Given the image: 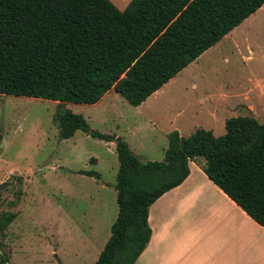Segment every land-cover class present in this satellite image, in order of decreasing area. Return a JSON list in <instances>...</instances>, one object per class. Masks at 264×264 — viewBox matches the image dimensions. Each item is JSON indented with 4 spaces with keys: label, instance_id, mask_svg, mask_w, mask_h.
<instances>
[{
    "label": "trees",
    "instance_id": "1",
    "mask_svg": "<svg viewBox=\"0 0 264 264\" xmlns=\"http://www.w3.org/2000/svg\"><path fill=\"white\" fill-rule=\"evenodd\" d=\"M263 5L131 0L121 10L111 0H0V94L58 102L60 139L82 130L116 143L119 211L94 264H135L152 236L151 205L183 183L189 162L198 158L207 176L264 226V123L255 117L227 118L222 136L205 128L188 137L174 130L163 160L142 161L125 139L92 129L84 115L67 107L96 104L112 89L141 105ZM17 215L0 214L1 235ZM0 264H11L1 240Z\"/></svg>",
    "mask_w": 264,
    "mask_h": 264
},
{
    "label": "rangeland",
    "instance_id": "2",
    "mask_svg": "<svg viewBox=\"0 0 264 264\" xmlns=\"http://www.w3.org/2000/svg\"><path fill=\"white\" fill-rule=\"evenodd\" d=\"M251 42V60L226 41L215 64L218 71L204 59L183 70L149 98V116L114 89L106 97L114 99L113 110L82 103L67 107L84 115L92 129L125 139L142 161L163 160L168 129L176 127L189 136L205 128L222 136L227 118L252 115L245 107L237 108L234 98L220 99L227 96L225 90L236 93L233 88L250 72L264 78V29ZM256 105L254 117L264 123V100ZM57 107L53 100L0 94V184L6 182L0 186V214H18L0 234L11 264H94L118 215L115 143L82 130L60 139ZM80 170L97 171L101 177Z\"/></svg>",
    "mask_w": 264,
    "mask_h": 264
},
{
    "label": "crops",
    "instance_id": "3",
    "mask_svg": "<svg viewBox=\"0 0 264 264\" xmlns=\"http://www.w3.org/2000/svg\"><path fill=\"white\" fill-rule=\"evenodd\" d=\"M111 1L124 10L131 0ZM263 29L264 5L185 69L196 67L204 59L212 71H218L215 64L220 60V52L226 41L233 44L243 58L251 60L254 53L251 40L258 38ZM257 46L260 47L259 44ZM245 49L247 56L244 55ZM193 86L196 88V84ZM228 86L225 84L224 87ZM233 89L236 93L225 90L227 96L224 94L223 97H226L220 99L234 98L237 108L245 107L252 114L250 116H258L256 104L264 100V78L256 72H250ZM110 92L94 105L113 110L114 99L106 100ZM149 98L136 106L146 116H149V107L146 106ZM174 130L178 129H168L165 133ZM178 131L188 137L181 129ZM203 163V159L190 161V174L183 183L165 192L151 205L149 224L152 236L135 264H264V226L253 220L207 176L202 169ZM60 221L66 223L61 215Z\"/></svg>",
    "mask_w": 264,
    "mask_h": 264
}]
</instances>
